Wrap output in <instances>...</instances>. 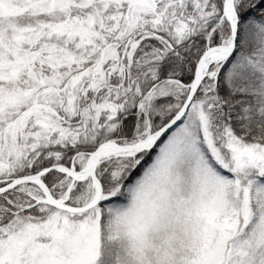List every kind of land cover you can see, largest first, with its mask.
<instances>
[{"label": "snow or ice", "instance_id": "obj_1", "mask_svg": "<svg viewBox=\"0 0 264 264\" xmlns=\"http://www.w3.org/2000/svg\"><path fill=\"white\" fill-rule=\"evenodd\" d=\"M0 264H264V0H0Z\"/></svg>", "mask_w": 264, "mask_h": 264}]
</instances>
